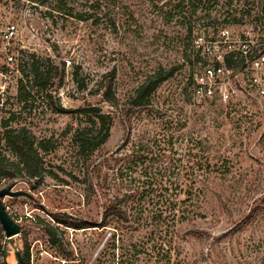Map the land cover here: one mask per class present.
Here are the masks:
<instances>
[{
  "label": "rangeland",
  "instance_id": "obj_1",
  "mask_svg": "<svg viewBox=\"0 0 264 264\" xmlns=\"http://www.w3.org/2000/svg\"><path fill=\"white\" fill-rule=\"evenodd\" d=\"M37 1L60 13L52 34L29 32L25 15L12 9L14 1L0 0V29L16 13L14 48L27 64L8 66L0 53V163L16 166L20 160L10 147L12 137L4 139L3 132L32 146L21 159L38 163L37 179L0 177V189L16 182L12 190L30 195L3 198L21 227L13 239L19 249L24 238L28 245V264H111L113 251L118 254L129 239L120 243L118 236L111 238V227H97L104 217V184L110 185L129 149L149 144L160 133L172 134L171 157L180 160L173 174L183 183L190 173L187 160L195 155L217 168L196 170L202 174L196 186L202 190L203 218L176 225L173 246L180 264H264V107L252 108L257 114L244 120L219 104L193 102L185 88L196 61L193 42L216 38V23L229 22L238 32L264 38L258 31L264 26V0ZM33 21L38 27L39 20ZM30 56L59 68L45 88L31 83ZM64 58L71 65L62 73ZM21 78L25 88L18 92ZM148 82L156 83L148 104L130 106L133 91ZM106 87L110 101L103 95ZM91 107L107 114L110 124L108 139L93 156L95 163L108 166L96 177L89 159L78 158L75 142L83 129L93 140L101 137L87 123ZM194 141L201 145L192 149ZM40 142L45 150L36 149ZM47 224L56 228V245L49 243ZM78 225L90 227L73 228ZM142 234L133 242L149 246ZM5 264H18L16 255L7 254Z\"/></svg>",
  "mask_w": 264,
  "mask_h": 264
},
{
  "label": "trees",
  "instance_id": "obj_2",
  "mask_svg": "<svg viewBox=\"0 0 264 264\" xmlns=\"http://www.w3.org/2000/svg\"><path fill=\"white\" fill-rule=\"evenodd\" d=\"M264 10V8H263ZM189 32L191 27L188 28ZM31 59V70L33 78L31 83L34 86L45 88L48 81L56 77L59 73V68L54 66L50 60L45 64L37 62L33 56ZM61 72L64 71V65L61 63ZM76 76V72L74 74ZM169 75V74H166ZM163 78H159V81ZM24 80H28L24 76ZM23 78L18 80V92L24 91ZM155 84L144 83L138 86L133 94L128 98V104L132 107H140L148 104L149 97L155 88ZM110 88H105L104 98L110 101L107 97ZM89 116L87 123L90 127L97 128V136L101 134L99 140H93L86 134L90 130L77 131L75 134L76 152L79 159H89L90 172L94 177L98 176L102 168L108 166L107 163H95L93 160L94 153L98 148L105 143L109 137L110 124L106 122L109 118L107 114L101 112L99 108L91 107L88 110ZM176 130V128H173ZM169 130V129H167ZM4 139L12 137L9 141L12 151L20 157V160L14 165L8 163H0V177L12 179L16 178H34L37 179L38 163L31 164L28 160L21 157L29 155L32 152V146H26V143L20 142L16 135L2 134ZM172 134H159L158 138L153 139L149 144H138L136 148L128 150V154L122 157V163L116 168L114 177L110 185L105 183L104 202V217L105 221H101L98 228L111 227V238L115 240L118 236V241L123 243V240L129 239V243L124 247H118V254L114 251L110 258L111 264H180L177 260L178 251H175L173 246V237L176 225L189 220L203 218L201 214L202 190L196 186L199 182V172L196 170L206 166L210 171H215V165L210 164L207 158L201 156H193L195 159L187 160L190 163V173L185 178L183 183L181 179L175 176L177 168L176 161L171 157L173 143ZM201 142L194 141L190 143L192 149L200 146ZM36 149L45 150L40 142ZM120 160V159H119ZM180 162V160H179ZM104 163V162H103ZM18 165H22L18 167ZM174 172H173V171ZM172 171V172H171ZM104 182H107L106 173ZM39 183V180H36ZM99 187V184H95ZM94 185V186H95ZM93 188H91V193ZM105 195V196H104ZM56 223L67 225L61 220ZM90 226H74V229L87 228ZM53 226L45 225V233L48 236L50 244L56 245L57 240L54 237ZM147 238L150 241L149 246H141L133 242L136 234ZM12 244L17 248L16 254L22 258V264L29 262V249L26 245L25 238L22 246H19L13 238ZM144 254L143 257L141 255ZM175 255L172 260V256ZM147 258V259H146Z\"/></svg>",
  "mask_w": 264,
  "mask_h": 264
},
{
  "label": "built area",
  "instance_id": "obj_3",
  "mask_svg": "<svg viewBox=\"0 0 264 264\" xmlns=\"http://www.w3.org/2000/svg\"><path fill=\"white\" fill-rule=\"evenodd\" d=\"M22 1V6L15 5L14 2L11 6L25 15L23 21L28 23V31L39 30L41 33L52 34L57 27L56 15L60 13L48 10L37 0ZM50 13L54 14V27ZM34 17L39 20L38 27L32 24ZM16 18L15 13L0 29V53L6 65L23 68L27 64L14 48V41L19 33ZM228 23L214 25L212 29L217 32L216 38L208 36L206 42H200L199 37L194 40L196 61L185 80V88L193 102L219 104L225 111L239 114L241 119L251 120L252 115L257 114L252 108L260 111L264 107V38L258 40L246 31L238 32ZM262 29L258 31L263 32L264 26ZM62 61L65 62L64 67L71 65L70 58ZM16 252L17 248L5 237L0 227V264L6 263L7 254L16 255Z\"/></svg>",
  "mask_w": 264,
  "mask_h": 264
},
{
  "label": "water",
  "instance_id": "obj_4",
  "mask_svg": "<svg viewBox=\"0 0 264 264\" xmlns=\"http://www.w3.org/2000/svg\"><path fill=\"white\" fill-rule=\"evenodd\" d=\"M16 182H12L5 186L4 188L0 189V227L4 232V235L7 239L11 241V239L18 235L21 231L20 225L12 219V217L7 212L4 204H3V198L6 196L9 197H16V196H28L30 198V195L22 190H12L15 186ZM17 262L18 264H22V258L19 254H16Z\"/></svg>",
  "mask_w": 264,
  "mask_h": 264
}]
</instances>
